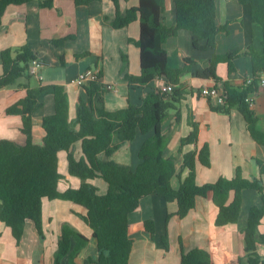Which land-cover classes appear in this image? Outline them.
<instances>
[{
    "label": "trees",
    "instance_id": "obj_1",
    "mask_svg": "<svg viewBox=\"0 0 264 264\" xmlns=\"http://www.w3.org/2000/svg\"><path fill=\"white\" fill-rule=\"evenodd\" d=\"M34 0H0V22L11 7L17 8L14 20L28 22V5ZM76 5H89L103 0H73ZM117 7L115 18L105 21L116 29L140 22V37L131 40L140 52V76H126L131 81L148 87L156 79H164L175 87L172 93L165 92L162 86L155 87L142 98L140 104L129 103L128 107L108 111L105 95L109 85L102 81L92 82L84 87L87 97L80 96L76 117L71 118V102L65 85L31 87L25 86L26 96L7 109L9 115L21 118V138L0 140V222L11 228L14 238L20 244L27 224H33L41 237L43 228L44 199L65 200L73 203L77 214L93 231V240L98 247V258L91 264H129L134 247L130 236V215L141 207L142 200L157 195L167 202L178 204L176 213H169L166 219V233L163 242L169 251L168 226L171 218L184 219L196 208L199 198L213 199L219 207L217 226L238 222L245 204L247 190L256 191L262 196V204L251 208L245 234L247 264H264L260 248L264 245V234L260 227L264 219V161L257 159L260 175L245 176L242 167H237L233 178L220 177L214 183L203 185L197 182V165L212 167L211 150L208 143L199 148L200 125L189 120L192 131L180 141L177 154L167 156L166 152L173 139L175 128L183 119L182 103L191 94L183 88L181 77L191 72L196 64L191 58L185 60L181 68L169 65V52L165 48L167 40L179 35L182 30L192 33L193 47L198 51L217 48L218 36L228 32V26L217 24L216 0H174L176 24H165L164 13L168 0H139V6L126 13L120 10V0H112ZM249 6L251 19L263 28L262 51L254 45L243 51L216 55L209 60V66L198 73L199 78L222 80L217 75L219 64L225 63L230 73L237 70L235 60L241 56L250 57L253 68V81H245L243 87L235 88L228 82L223 91L227 97L224 107L213 109L230 114L237 109L245 118L247 129L255 142L264 146V132L257 127L259 117L246 100L258 91L264 75V0H238ZM55 0L39 4V8H52ZM56 42L57 44L60 42ZM55 43V44H56ZM63 58H61L62 60ZM3 72L0 74V91L14 86L20 79L28 81L33 61L38 60L29 45L16 49L7 48L0 54ZM49 92L55 101L54 114L43 119L45 136L42 144L34 141V115L42 107L40 99ZM171 112H175L176 123L170 131L164 124ZM152 133L143 143L137 166L122 164L110 159L125 144L133 142L137 135ZM81 142L83 156L77 159L74 148ZM67 153L68 173L81 179L79 188H60L64 176L61 173L60 153ZM103 155V157H101ZM181 160V165H178ZM187 171L186 177L183 173ZM97 178L108 184L106 194L93 183ZM178 178L180 186H173ZM231 193L234 199L229 202ZM145 229L154 237L156 223L145 222ZM1 235V233H0ZM90 239L74 227L65 224L56 254V263L68 258L75 260L89 246ZM182 246L181 264H215L213 255L201 248L189 252ZM242 263L240 259L239 264Z\"/></svg>",
    "mask_w": 264,
    "mask_h": 264
},
{
    "label": "crops",
    "instance_id": "obj_2",
    "mask_svg": "<svg viewBox=\"0 0 264 264\" xmlns=\"http://www.w3.org/2000/svg\"><path fill=\"white\" fill-rule=\"evenodd\" d=\"M44 1L47 0H34L28 5L27 24L14 22L18 11L15 7H11L0 22V54L7 48L16 49L29 45L43 65L39 76H36L38 85L33 83V76L30 81L22 78L14 86L0 91V123L12 130L7 136L0 131V140H19L22 137L21 118L9 115L7 109L26 96L27 84L33 88L65 85L69 92L70 116L73 119L76 117L80 96L84 99L87 97L85 89L79 88L75 80L87 70H101L103 83L111 86L105 95L108 111L126 108L129 103L140 104L147 92L166 83L164 79H156L148 87H143L126 77L141 74L140 52L131 42L140 37V22H133L121 29L111 26L105 18L112 19L117 15V7L112 0L95 1L89 5H76L73 0H55L52 8H39V4ZM216 3L217 24L228 26V32L219 34L216 49L196 50L193 47L192 33L188 30L180 31L178 36L169 38L165 44L171 67H183L187 58L196 61L192 71L181 77L183 88L191 94L182 103L183 119L175 128L166 154H177L181 139L192 131L189 120L197 121L200 125L199 148L208 143L212 161L210 168L198 163L197 182L200 185L214 183L220 177L233 178L237 167L243 168L245 176L258 177L260 167L257 159L264 161V146L253 140L244 116L237 109H233L230 114L213 109L217 106L214 100L201 93L206 87L224 88L226 82L235 88H241L253 75L251 59L243 55L235 60L237 70L234 73L229 72L227 64H219L217 75L222 80L218 83L212 78H199L198 73L209 66L211 58L243 51L251 45L262 51L263 28L252 21L250 7L241 5L238 0H216ZM119 6L121 12L126 13L129 9L138 7L139 0H120ZM176 19L174 0H168L164 13L165 24L173 27ZM62 40L64 41L56 43ZM2 72L0 60V74ZM250 98L251 108L259 117L257 127L264 132V88L260 86ZM40 101L43 105L34 115L33 136L37 144H42L45 136L44 117L55 112L52 94L45 93ZM175 123V112H171L164 130L170 131ZM151 135L152 133H139L133 142L125 144L110 159L137 166L140 162L139 151ZM74 152L77 159L83 156L81 142L76 144ZM67 156L66 152L60 153L61 173L64 176L60 184L62 191L70 187L79 188L81 185L80 178L68 173ZM178 165H181V160ZM187 174L185 171L183 177ZM93 183L101 194L107 193L109 186L104 179L97 178ZM173 186L179 188L178 178L173 179ZM244 197V208L235 224L217 226L219 207L213 199L206 198H199L196 208L184 219L178 221L175 217L171 218L168 226L169 251L162 238L166 233L167 216L177 212L178 204L169 203L157 195L145 197L139 210L130 215V236L134 240V247L129 264H181V243L186 252L194 248L209 251L215 264H239L240 259L241 264H247L244 231L248 226V215L252 207L260 206L263 202L261 194L256 191L247 190ZM233 199L234 193H231L229 202ZM147 220H154L156 223L154 237L145 229ZM65 224L90 239L89 246L74 264H91L92 258H98V247L93 240L92 229L73 212L72 202L47 198L43 203V237L29 223L25 227L21 243L18 244L11 228L0 222V264H55ZM260 232L264 234V219ZM260 253L264 257V245L260 248ZM61 264L72 263L66 258Z\"/></svg>",
    "mask_w": 264,
    "mask_h": 264
},
{
    "label": "built area",
    "instance_id": "obj_3",
    "mask_svg": "<svg viewBox=\"0 0 264 264\" xmlns=\"http://www.w3.org/2000/svg\"><path fill=\"white\" fill-rule=\"evenodd\" d=\"M42 66H43L42 63L39 60L33 61L31 68H30V73L34 76H39L40 69ZM99 74H100V71L98 69L87 70L77 76L75 83L79 87L84 88L86 86H89L92 82L100 81L101 77L99 76ZM252 81H253V77H249L247 79L248 84H251ZM260 84L264 88V75L261 78ZM109 88H111V86H109ZM162 89L165 92L172 93L175 90V87L170 83H165L162 86ZM201 93L203 96L214 100V102L219 106L224 107L227 103V97L225 96L223 88L220 86L203 88ZM246 101L250 103V105H252V99L250 98V96L247 98Z\"/></svg>",
    "mask_w": 264,
    "mask_h": 264
},
{
    "label": "rangeland",
    "instance_id": "obj_4",
    "mask_svg": "<svg viewBox=\"0 0 264 264\" xmlns=\"http://www.w3.org/2000/svg\"><path fill=\"white\" fill-rule=\"evenodd\" d=\"M20 80H22V79H20ZM20 80H19V81H20ZM32 81H33L34 84L37 83L36 85L39 84V83H38V79L36 78V76L33 77ZM75 84H76V83H75ZM76 85H77V84H76ZM77 86H78V85H77ZM78 87H79V86H78ZM79 88H80V87H79ZM0 127H1V128H0V131L4 132L3 134H5V136L11 134V131H12V130H9L8 128H6L4 124L0 123ZM2 132H1V133H2ZM6 134H7V135H6Z\"/></svg>",
    "mask_w": 264,
    "mask_h": 264
}]
</instances>
